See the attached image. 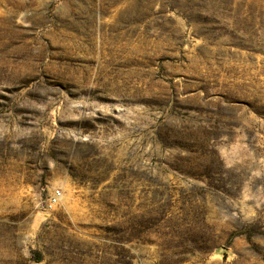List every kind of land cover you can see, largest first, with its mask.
Wrapping results in <instances>:
<instances>
[{
    "label": "rangeland",
    "instance_id": "rangeland-1",
    "mask_svg": "<svg viewBox=\"0 0 264 264\" xmlns=\"http://www.w3.org/2000/svg\"><path fill=\"white\" fill-rule=\"evenodd\" d=\"M0 264H264V0H0Z\"/></svg>",
    "mask_w": 264,
    "mask_h": 264
},
{
    "label": "built area",
    "instance_id": "built-area-1",
    "mask_svg": "<svg viewBox=\"0 0 264 264\" xmlns=\"http://www.w3.org/2000/svg\"><path fill=\"white\" fill-rule=\"evenodd\" d=\"M59 197H60V191L54 190L48 198V202H47L48 206L52 207L53 205H55L57 203Z\"/></svg>",
    "mask_w": 264,
    "mask_h": 264
}]
</instances>
